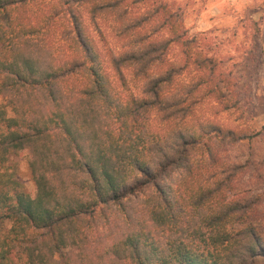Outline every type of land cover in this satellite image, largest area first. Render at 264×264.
<instances>
[{"label":"trees","instance_id":"1","mask_svg":"<svg viewBox=\"0 0 264 264\" xmlns=\"http://www.w3.org/2000/svg\"><path fill=\"white\" fill-rule=\"evenodd\" d=\"M77 1L0 0V168L27 151L36 187L31 196L0 171V264H54L64 248L85 246L86 217L144 187L154 193L132 208L138 216L90 264L264 263V232L234 226L246 222L248 206L227 200L225 182L209 184L194 164L200 159H191L203 147L212 155L205 135L220 132L193 117L203 80L213 79V57L188 49L194 37L165 4L136 14L128 7L137 0L88 12L117 10L130 18L119 35L134 33L117 51L97 48ZM56 3L74 48L58 63L50 36ZM170 45L180 48L177 62ZM189 63L193 78L185 83Z\"/></svg>","mask_w":264,"mask_h":264},{"label":"rangeland","instance_id":"2","mask_svg":"<svg viewBox=\"0 0 264 264\" xmlns=\"http://www.w3.org/2000/svg\"><path fill=\"white\" fill-rule=\"evenodd\" d=\"M108 1L78 0L73 6L75 11L82 13L83 27L95 38V46L111 47L117 51L134 37L133 32L119 35L121 22L128 18H120L117 10H96L93 18L88 13L94 6ZM159 3L176 13L179 30L183 29L189 38L194 37L188 49L199 47L203 56L210 55L215 60L213 79L203 80L193 117L206 129L212 122L220 132L216 136L212 131L205 135L212 138V155L203 147L192 151L191 159H200L194 164L202 177H207L209 184L225 182L227 200H241L248 206L246 222L234 226L239 228L252 224L264 232V0H137L132 7H127L139 14ZM58 10L56 3V25L50 35L54 41L52 47L56 48L55 63L67 59L66 56L74 49L61 33L65 20L57 19L60 16ZM161 35H165V31L155 36ZM179 50L177 45H170L168 54L170 59L173 57V62H177ZM4 51L0 45V58ZM192 69L189 63L182 78L185 83L193 78ZM202 72L208 76V65L203 66ZM153 123L157 124L154 118ZM29 159L27 151L10 157L0 168L4 174L1 179L34 196L36 187L29 170ZM206 171L211 173L210 178ZM153 193L152 188L144 187L143 194L138 197L130 195L120 203L100 206L93 218L86 217L89 219L84 225V230L87 229L85 246L79 243L64 248L56 254L54 264H90L96 261L98 254L124 232L130 219L138 216L133 211L130 214L132 208H143L145 198ZM127 212L129 220L125 218ZM256 264L264 263L259 261Z\"/></svg>","mask_w":264,"mask_h":264}]
</instances>
